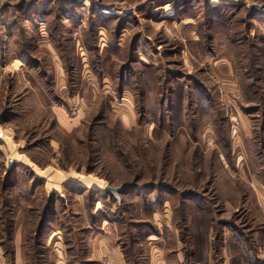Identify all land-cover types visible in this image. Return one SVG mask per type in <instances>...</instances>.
I'll return each mask as SVG.
<instances>
[{
  "label": "rangeland",
  "instance_id": "rangeland-1",
  "mask_svg": "<svg viewBox=\"0 0 264 264\" xmlns=\"http://www.w3.org/2000/svg\"><path fill=\"white\" fill-rule=\"evenodd\" d=\"M89 229L264 264V0H0V264H117Z\"/></svg>",
  "mask_w": 264,
  "mask_h": 264
},
{
  "label": "crops",
  "instance_id": "crops-1",
  "mask_svg": "<svg viewBox=\"0 0 264 264\" xmlns=\"http://www.w3.org/2000/svg\"><path fill=\"white\" fill-rule=\"evenodd\" d=\"M103 237L104 236H99V233L92 232L90 229L88 230V239H86L85 242L88 254L87 257H99L102 253H107L118 264L122 259L120 249L114 246L111 240H107Z\"/></svg>",
  "mask_w": 264,
  "mask_h": 264
},
{
  "label": "water",
  "instance_id": "water-1",
  "mask_svg": "<svg viewBox=\"0 0 264 264\" xmlns=\"http://www.w3.org/2000/svg\"><path fill=\"white\" fill-rule=\"evenodd\" d=\"M124 184H121L119 186H110V185H106L105 186V190L112 192L114 195L118 196V191H120L122 189Z\"/></svg>",
  "mask_w": 264,
  "mask_h": 264
},
{
  "label": "built area",
  "instance_id": "built-area-1",
  "mask_svg": "<svg viewBox=\"0 0 264 264\" xmlns=\"http://www.w3.org/2000/svg\"><path fill=\"white\" fill-rule=\"evenodd\" d=\"M105 264H115L112 260L110 259H106L105 260Z\"/></svg>",
  "mask_w": 264,
  "mask_h": 264
},
{
  "label": "bare ground",
  "instance_id": "bare-ground-1",
  "mask_svg": "<svg viewBox=\"0 0 264 264\" xmlns=\"http://www.w3.org/2000/svg\"><path fill=\"white\" fill-rule=\"evenodd\" d=\"M44 175V174H43ZM48 176V175H47ZM76 177V176H75ZM78 178V177H77ZM88 183V185L90 184L89 182H87Z\"/></svg>",
  "mask_w": 264,
  "mask_h": 264
}]
</instances>
